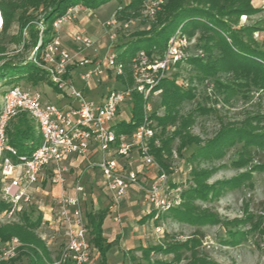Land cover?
I'll use <instances>...</instances> for the list:
<instances>
[{
	"label": "rangeland",
	"instance_id": "1",
	"mask_svg": "<svg viewBox=\"0 0 264 264\" xmlns=\"http://www.w3.org/2000/svg\"><path fill=\"white\" fill-rule=\"evenodd\" d=\"M35 1L0 0L2 22L3 16H6V23L4 21L0 27V65L6 61L17 64L29 62L31 47L40 34L45 35L43 15L48 8L43 2L37 4ZM127 1L110 0L95 9L77 4L75 18L62 27L58 35L67 46L72 47L67 32L79 31L90 36L99 51L110 45L119 52L118 47L125 44L132 33L142 30L154 33L161 25L156 16H144L141 7L138 16L128 20L127 27L120 24L112 28L115 34L111 41L110 28L105 27L104 22L112 16L116 17L115 11ZM183 1L213 12L217 18L223 19L230 33L241 38L247 46L264 53V0H211L216 6L213 9L211 4L203 1ZM235 8H240L241 12L238 14V10H233ZM52 34L53 29L47 37ZM204 40L205 33L198 31L189 38L185 49L186 60L206 57L200 46ZM86 54L92 56L93 51L88 50ZM217 55L219 51L213 49L208 57L215 59ZM186 60L173 67L168 75L176 74L180 87L190 89L194 94L180 104L179 112L182 117L192 115L189 134L197 137L198 145L191 144L178 152L180 140H173L166 170L180 186L183 204L179 208L187 211L189 218L177 216L176 210L160 213L155 219L148 217L150 207L144 201L143 192L129 190L118 205L116 215L119 220L114 221L115 213L108 208L111 204L108 194L101 186L91 184L90 178L86 179L90 190L86 207L92 211L108 209L101 229L103 238L113 244L105 253V264H147L139 245L164 248L151 251L149 258L174 261L171 264H264V137L254 136L264 135V82H258L254 75L239 68L223 69L217 65L211 73H205ZM40 74L42 77L39 76L36 84H32L26 76L13 80L1 78L0 96L17 84L39 90L53 103L70 101L67 97L58 98L46 75L43 72ZM74 84L76 88H82L78 79ZM120 86L119 81L103 83L92 90L90 96L95 97L99 91L105 93L110 87ZM159 101V94L151 99L154 108L161 112L162 108L157 107ZM130 106V101L123 105L117 120L128 118ZM26 119L36 134L35 123L28 117ZM16 124L17 119L8 127L10 138ZM225 128H240L241 140L235 138L231 142H222L221 152L216 155L204 159L190 158L192 152L212 141ZM201 171L205 174L202 175ZM75 176H79L78 171ZM44 195L42 193L41 198L32 197L30 202L20 207L3 209L0 224L18 222L21 213L31 221L39 216L42 219L48 206ZM41 222L34 232L39 238L52 237L45 247L50 252V259L56 260L62 247V235L52 232L47 224L42 225ZM87 233L90 238L89 226ZM128 250L132 252L128 253ZM33 259L24 255L21 263L33 264ZM89 264H100L97 251L91 255Z\"/></svg>",
	"mask_w": 264,
	"mask_h": 264
},
{
	"label": "built area",
	"instance_id": "2",
	"mask_svg": "<svg viewBox=\"0 0 264 264\" xmlns=\"http://www.w3.org/2000/svg\"><path fill=\"white\" fill-rule=\"evenodd\" d=\"M166 0H146L142 10L146 17L154 18ZM75 6L55 19L53 34L43 39L40 34L31 47L30 61L46 75L60 99L70 100L57 104L46 99L34 88L12 85L0 96V201L20 207L30 202L35 185L44 177L51 186L58 188L54 200L55 217L46 220L47 226L60 233L63 247L53 264H87L92 255V246L87 233V224L82 200L87 197L80 181L72 185L73 193L67 192L69 166L66 159L85 157L90 150L98 153L95 162L104 179L109 208L115 213L127 195L131 185H138L144 201L153 212L152 218L160 213L176 209L183 202L180 186L171 174L162 168L151 153V147H159V127L152 118L158 112L151 99L160 93L157 87L176 64L186 60L189 38L177 31L167 41L161 54H147L137 50L127 62L110 45L99 51L93 39L79 31L67 32L72 47L67 46L58 31L75 18ZM129 21L115 16L104 22L110 28L109 39L115 32L112 28ZM2 16L0 14V27ZM88 50L93 55L86 54ZM123 79V82L118 79ZM78 79L82 88H76ZM119 81L120 87H110L95 97L87 89H95L103 83ZM140 96L141 116L129 133H119L116 126L120 121L132 119L134 95ZM131 103L127 119L117 120L119 110ZM25 115L37 128L38 143L28 154H20L9 142L7 130L10 123ZM170 127H167L168 130ZM135 157L140 161L135 164ZM148 183H138L139 176H146ZM47 237L41 236L46 240ZM16 237L0 244V261L14 258L20 249Z\"/></svg>",
	"mask_w": 264,
	"mask_h": 264
},
{
	"label": "trees",
	"instance_id": "3",
	"mask_svg": "<svg viewBox=\"0 0 264 264\" xmlns=\"http://www.w3.org/2000/svg\"><path fill=\"white\" fill-rule=\"evenodd\" d=\"M110 0H36L37 4L44 3L48 8L43 15V24L45 25L43 39H47V34L52 31V23L55 19L63 15L66 10L77 4H81L85 8L95 9ZM146 0H128L123 6L115 11L118 20L128 21L138 16V11ZM211 4V8L216 6L210 0H199ZM156 13V19L160 22V27L154 32L142 30L132 33L131 38L118 47V56L127 62L128 59L137 51L144 50L147 54H161L165 49L168 39L179 31L181 34L186 35L188 38L198 31L205 33V40L200 45L206 57H192L186 61L193 64L200 71L211 73L217 68V65L223 69H242L244 72L250 73L257 78L258 82H264V53L256 48L247 46L241 41V38L233 35L225 27L223 19L217 18V15L208 9H204L192 3L183 0H166ZM236 12H241L240 8H235ZM6 23V16H3V22ZM213 49L219 51V55L215 59L208 57ZM180 63L176 64L178 67ZM41 69L36 67L31 61L27 63H12L9 61L0 65V79L6 78L7 80L18 79L19 77L26 76L32 84H36L41 76ZM10 75L14 77L9 78ZM176 74H171L164 77L158 84L160 89V101L157 107H161V112H153L152 118L156 126L159 127V147H151L157 163L167 169L168 155L170 154V144L173 140L178 139V152L191 144L198 145V139L189 134V125L192 122V115L182 117L179 112V106L184 100H189L193 97L190 89L180 87L176 82ZM42 77V76H41ZM123 82V79H118ZM201 108V107H198ZM132 119L128 122L120 121L116 126V131L119 133L131 132L137 122L140 120L141 107L140 96L134 95L133 107L131 109ZM167 127L173 128L172 131L167 130ZM12 137H9V142L14 145L20 154H28L32 148L38 143L39 136L34 133L32 127L29 125L26 116L21 115L17 118V124L14 127ZM167 130V131H166ZM247 135H251L247 133ZM256 138H263L264 135H254ZM249 137V136H247ZM241 140V129H222L217 136L210 142L191 153L190 158H207L221 152L224 141L231 142L234 139ZM252 141V140H251ZM254 142V141H253ZM222 144V145H221ZM167 171V170H166ZM204 175L205 172L201 171ZM201 175V176H202ZM197 176V175H196ZM195 177V176H194ZM198 181V180H197ZM183 195V194H182ZM183 204V202H182ZM181 204V205H182ZM10 205L0 201V212L3 209L9 208ZM176 215L181 218L188 219L187 211L176 209ZM108 211L107 208L87 212V226L90 227L91 237L90 243L99 255L100 264H105V253L112 247V242H107L102 236V221ZM148 217H153V212L148 213ZM41 217L31 221L26 215L20 214L19 221L11 224H0V243H3L12 237H16L21 246L18 254L8 260L0 261V264H22L21 258L24 255L33 257V264H52L50 259V252L45 247L44 242L36 235L34 230L40 225ZM117 242V241H115ZM114 242V243H115ZM141 252L144 261L147 264H171L174 261H166L160 259L149 258L151 251L163 250L161 247H144ZM131 253V250L127 251ZM134 256L132 255L131 258Z\"/></svg>",
	"mask_w": 264,
	"mask_h": 264
},
{
	"label": "crops",
	"instance_id": "4",
	"mask_svg": "<svg viewBox=\"0 0 264 264\" xmlns=\"http://www.w3.org/2000/svg\"><path fill=\"white\" fill-rule=\"evenodd\" d=\"M92 90H94V89H87V91H89L88 95H91ZM99 158H100V155L98 153H94L93 150H90L89 153L85 157L75 158V157L70 156L66 159V163L69 166V174L67 175V192L69 194L73 193L72 185L74 182H76L78 180L84 186L86 193H87V197L85 198V200H82L85 219H87L86 215H87V212L90 210L89 208L86 207V201L88 199H90V190H89V185L86 182V179L90 178L91 184H95L99 187L101 186L105 190V192L107 193L105 183H104V179L101 176L97 167L94 166L95 162H97L99 160ZM135 164L137 166H139V164H140V161L136 157H135ZM77 171L79 174L78 177L75 176V173ZM71 175H73V177H71ZM137 178H138V183L142 186H145L148 183L149 177H147V174L144 177L139 176ZM47 187H49L50 190L49 189L47 190ZM129 190H131L132 192H136V191L141 190V189L138 187V185L133 184L130 186ZM42 193L45 194L44 198H46L48 200L47 212L44 214V217L41 219L42 220L41 223L43 225V224H46V220H49V219L55 217L54 200H55V196L58 194V188L55 186H51L48 182V178L44 177L40 182H38L35 185L32 197L41 198ZM128 193H129V191H128ZM128 193H127V195H128ZM108 208H109V206H108ZM117 210H119V208ZM50 230H52V229H50ZM52 232H54V231L52 230ZM54 233H56V232H54ZM51 238L52 237L49 236L46 240H43L40 237V239L44 242V245H48L51 242ZM60 240H61L62 247H63V239H60ZM62 247L59 248L56 260L58 259L59 255H60ZM94 251H97V250L93 247L92 248V254ZM56 260H52V264ZM89 262L87 264H89Z\"/></svg>",
	"mask_w": 264,
	"mask_h": 264
}]
</instances>
